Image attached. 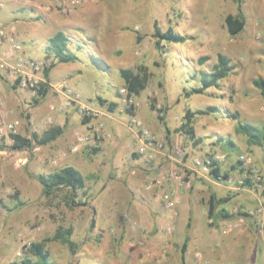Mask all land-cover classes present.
I'll use <instances>...</instances> for the list:
<instances>
[{"label": "rangeland", "instance_id": "374dc122", "mask_svg": "<svg viewBox=\"0 0 264 264\" xmlns=\"http://www.w3.org/2000/svg\"><path fill=\"white\" fill-rule=\"evenodd\" d=\"M92 2L99 3L102 7V11L95 12L100 16L93 21L84 18L77 11L83 3L72 7L69 0H29L27 3L23 0H10L3 8H0V16L1 19H7L11 7L15 9L24 7L27 11L23 16L27 15L29 19L32 18L39 21L40 25H45L34 41L23 39L24 50L33 58L43 56L50 58L44 55L42 41L49 26L51 30L57 27L71 30L69 33L76 35L72 36L73 41L83 44L82 50L79 51L80 59L75 61V64L66 65L60 73L76 74L77 71L74 68H78L84 96L91 95V100L93 99L103 110L108 111L107 104L102 105L98 97L116 103L112 111L123 104L118 90L126 84L120 71L129 69L147 75L145 87L136 95L140 106L145 103L147 108L152 110L139 116L144 121L158 124L163 122L162 119L170 112L171 117L173 116L177 122H182L183 107L192 109L206 108L209 105L217 107L209 114H196L195 128L202 132L199 143H196L198 146H210L211 143L207 144L208 141L215 140L214 145L221 153H224L225 144L223 146L222 142H226L225 140H231L234 146H241L242 136L245 135L235 130L237 119L229 116L231 113H235L242 122L254 125L264 123V94L253 83L258 78L264 80V0H240V2L235 0H94ZM237 13L243 16L244 26L237 34L230 35L225 24V16ZM37 16L40 18L37 19ZM123 21H125L124 27H119ZM101 22L104 26L100 29L102 40L100 42L98 39V43L101 45L99 49L102 57L106 58L105 68H101L99 61L91 56L92 53L94 54V48H97L95 41H82L81 34L77 35L73 29L68 28L74 25L84 26L87 30L85 34L91 35L95 33V28H98L99 24L101 26ZM154 22L161 30L172 27L175 31L186 35V40L183 42L162 40L157 46L156 38L153 36ZM218 54L225 55L232 65L228 76L219 80L217 86L206 88L203 93H192L187 96L185 91L199 85V73L210 71L217 61ZM156 103L161 105L162 118L153 112V106ZM116 116L118 119L122 118L121 115L116 114ZM82 126L85 127V125ZM117 130L119 135L127 138L129 142L135 141L133 131L127 127H119ZM156 131L166 134L164 128ZM107 137H105L107 139L105 149L89 155L91 158H97L96 162L101 160L97 172L98 181L92 183L91 178L87 180L84 188L78 190L74 196L73 202L69 197L65 200L61 193L50 200L40 195L26 198L17 209L0 206V264H12L11 257L20 247L22 240L27 237L31 239L32 244L42 242L49 251L51 260L56 264H182L183 243L186 245L183 253L184 264H207L205 261L226 264L223 261L226 256L224 251L216 247L211 249L213 241L219 237L217 222L220 223L221 220H225L226 223L231 222L223 217L215 221L214 216L212 219L215 222L211 224L207 222L209 195L215 191L213 184L209 181L201 182L197 187L191 188L185 198L186 212L180 215L179 209V215L173 221V230L170 233L165 231L166 225L172 220L163 215L157 223L154 236L151 237L147 230L151 217L145 213L146 208L154 207L161 210L163 204L160 201L154 203L153 199V204L147 203V194L150 195V193L143 186L149 168L145 173L143 171L138 173L139 167L133 165L129 173L125 175L123 172L126 165L125 151L121 146L114 155L107 154L106 149L114 140ZM6 141L10 146L9 141ZM99 144L85 145L98 147ZM17 158L22 156L17 154ZM111 160L114 163L118 162V169L114 170ZM91 161L86 158L83 168L86 165L89 166ZM75 167L84 174V169L82 171L79 167ZM148 167H151V164H148ZM113 174L118 177L114 175V182L112 185L109 184L112 192L107 200L104 197L105 189H99V180L105 181L107 176L111 178ZM37 184L40 186L38 181ZM104 185L105 182L103 187ZM65 189L64 191H67ZM62 201L64 205L61 204ZM107 201H110V204ZM106 204L108 207L111 206L107 208L108 210H106ZM233 204L235 202L232 199L223 206L227 209ZM81 206L92 207L91 210L94 211L92 216L98 222V230H86L87 226L80 230L72 225L70 229H64L67 234L54 237L58 222H63L61 219L65 217L62 216L64 212H69L72 216L75 214L77 217L80 215L78 211ZM233 207L234 205L229 212ZM231 214L237 217H248ZM252 220L255 222V219L252 218ZM234 222L238 223L237 226L242 224L237 220ZM255 224L257 229L264 231V216ZM128 228L135 229L137 233L133 230L132 235L128 236ZM64 236L72 241L71 246L65 242L67 240H62ZM29 253L30 249L25 251V254ZM191 256L194 257L193 263ZM226 262L227 264L241 263L234 254Z\"/></svg>", "mask_w": 264, "mask_h": 264}, {"label": "crops", "instance_id": "0c3cea01", "mask_svg": "<svg viewBox=\"0 0 264 264\" xmlns=\"http://www.w3.org/2000/svg\"><path fill=\"white\" fill-rule=\"evenodd\" d=\"M91 1V2H90ZM87 1V3H83L77 8V11L81 13V15L84 16L86 19H90V21L98 19L97 15L99 10L102 11V7L99 3L92 2L94 0ZM70 5L77 6V5ZM14 6V5H11ZM61 7V6H60ZM9 9V7H8ZM19 9H15L11 7L9 9V17L7 19H1L0 16V23L5 27V36L2 39L1 45H0V52L4 50L5 48L10 46L11 41H18L22 46V52L29 56L28 52H26L23 48V39L34 41L37 37V35H40V31L43 30L45 27L44 24L40 25V22L37 20H32V18H28L27 15L23 16L24 14L19 12ZM63 10V8H61ZM106 11V10H104ZM107 12V11H106ZM49 15V14H48ZM44 18V17H43ZM47 20L46 18H44ZM125 21L120 23L119 27H124ZM47 24V23H46ZM104 26V23L101 22L98 25V28H95V33H92L91 35L85 34L86 28L84 26H76L74 25L69 26L68 28L73 29L77 35H82V41L88 40L95 41L97 48H94V54L92 53L91 56L96 60L99 61L101 68H105L107 62L106 58L104 59L102 57V53H100V43H98V39L102 40V37L100 35V29ZM97 29V30H96ZM57 30L65 31L69 35V47L72 49V51L77 56V59L69 62H57L54 60L52 55L47 51L46 49V43L47 39L52 36ZM71 30H66V28L57 27L53 30H51V27L49 26V30L47 29V33L44 34L45 36L42 38L43 41V51L45 56H50L49 60L51 62V65L49 69L47 70V75L44 76V82L41 84L47 87V90L40 99L36 100L34 102V99L36 98L35 93H33L29 89H22L18 88L15 85L14 76L5 71L0 69V115L4 120L7 121H15L17 123V130L18 133L25 137H30L33 132L42 134L50 129H56L59 128L60 132L55 136V138L47 143L44 144H37L33 146L30 149H23V150H17L13 148L10 144V146L7 145L8 138L6 135L0 134V206L4 208V205L14 209L19 208L20 204L24 201L26 198H33L37 197L38 195L43 196L44 198H47V200L52 199L54 196H58L62 193V195L65 197V200L67 197H69V193L67 191H64V188L57 190L55 193L49 196H45L42 193V187L40 182L37 180V175L39 173H51L60 170L61 168L65 166H75L79 167L84 174H82L85 180V185L87 180H90L94 183L98 181V168L100 167L101 160L98 162L95 161L97 158H91L89 155L94 154L95 152H99L102 149H105V146L107 144V139H103L101 142H99V146L96 150L92 151V145H85V146H78L76 150H73V146L75 144V139L78 133H90L94 129H96L98 122L102 124L101 129L107 133V138H113L112 144L109 145V148L107 150V154L110 153L111 155H114L119 147H123L125 151L124 160H125V166L123 169L124 174L126 175L129 173V169L133 167V165L138 166V173L143 171L145 173L148 168V172L154 168L157 165V162L165 163L167 165L170 164L169 159L166 155H161L158 158H155L151 161H146L143 157L137 155L133 152L134 148V142H129L127 138H123V136L119 135V132L117 129L119 127H127L129 130H131L128 125L126 124L127 116H128V110L124 104L121 106L119 105L114 111H107L103 110L97 117L91 120H83L78 115L76 111L75 105H63V96L60 91L49 87V83L52 82H61L67 86L72 87L75 91L79 92L83 97L91 100V95H88L87 97L84 96V90H82V78L78 76V68L74 70L77 71L76 74H62L60 73L63 68H65L68 64H75L77 60H79V54L80 52L77 50L76 45L79 41H73L72 36H76L74 34H70ZM87 31V30H86ZM98 32V33H97ZM80 43V42H79ZM102 44V43H101ZM104 55V54H103ZM31 57V56H29ZM33 58V57H32ZM36 58H47L48 57H36ZM109 59V58H108ZM54 61V63H52ZM99 65V67H100ZM54 71V72H53ZM66 81V82H65ZM73 86H71V85ZM121 100V98H120ZM92 101L97 105V103L92 99ZM123 103V102H122ZM55 105V109L50 110L49 106ZM181 113L184 115L187 109L195 110L188 107H183ZM147 111H152L147 108V106L142 104L140 108L135 110V113L140 116L143 115L144 112L148 113ZM172 112V110H170ZM174 113V112H173ZM116 114L121 115V119H118ZM209 114V113H208ZM52 117L51 123H46L47 116ZM213 116V115H211ZM196 114L191 117L190 125L192 126V135L187 132L186 127L182 125V122H177L173 116L171 117V113H167L165 115V118L162 119L163 122H158V124H151V122H146L151 128L155 130H160L161 128L166 131V135L168 138L173 141L174 143L178 145L184 146L187 152L186 157V164L190 165L191 160L193 157H205L207 155L215 154V153H221L216 146L214 145L215 140L208 141L207 147L204 145H196V143H199L201 130H197L195 128L196 124ZM125 120V121H123ZM177 122V123H176ZM121 123L123 125H121ZM154 123V122H153ZM163 123V124H161ZM82 125H85L82 126ZM179 125V127H178ZM200 126V124H199ZM201 129V127H200ZM236 130V129H235ZM132 131V130H131ZM219 136V135H217ZM216 136V137H217ZM242 136V135H241ZM245 136H242V145L241 146H234L231 140H225L226 142H222L223 146L225 144V148L223 149L224 153L226 155V163L225 167L228 173L237 176L240 172V164L237 161V156L244 152L248 151L250 152L253 163L257 166L260 173L263 177V183L259 188L254 189H243L239 190L235 193H230L222 184H217L211 181L208 177L203 176H196L194 178L193 186L197 187L199 183L203 182H210L213 184L215 191H212L209 195V201L212 199V202L215 204V210L212 212V215L210 218L208 217V224H211L212 222H215L217 218L220 220L222 218V211L221 209L225 210L226 208L223 206L224 203L234 200L235 204L234 206H243L246 208H253L258 205L259 201L262 198V194L264 193V154L261 150V145L253 144L247 141V138ZM198 141V142H196ZM205 142V141H204ZM229 143V144H226ZM213 144V145H212ZM227 146V148H226ZM85 147V148H84ZM237 147V148H236ZM223 148V147H222ZM217 150V151H216ZM19 151V152H18ZM17 154L22 156L23 161L21 163H18L19 158H17ZM86 158H88L91 161V164L89 166L86 165L85 168H83V162L86 161ZM136 161V162H135ZM149 163H146V162ZM148 164H151V167H148ZM75 165V166H74ZM111 165L113 166L114 170L116 168L118 169V162L114 163V161L111 160ZM123 166V165H122ZM119 169H122L119 167ZM133 172V171H131ZM130 172V173H131ZM116 174H113L111 178L107 176L105 181L99 180L100 185L99 189L104 190V197L105 199H109L111 197L112 187L109 186V184L112 185V183L115 180ZM139 175V174H138ZM117 176V175H116ZM118 177V176H117ZM141 177V176H138ZM129 178H131L129 176ZM100 179V178H99ZM132 179V178H131ZM37 181L39 182L40 186L37 184ZM90 182V183H91ZM105 182V185L103 187V183ZM145 183V180H144ZM144 187V186H143ZM66 190V189H65ZM191 189L187 191H183L180 194V203H179V209H180V215L183 214L185 211L184 204L186 203L185 198H187V194ZM150 193L147 194V203L151 204L152 199L154 200V203L160 200H157L155 196L154 191H148ZM109 193V194H108ZM57 194V195H56ZM191 198V197H190ZM8 200L7 202L5 200ZM221 200L220 203H216V201ZM209 201H208V209H209ZM162 203V201H160ZM58 203V202H56ZM64 201L61 202V204ZM110 204V201L108 202ZM153 204V203H152ZM163 204V203H162ZM232 205V206H233ZM106 210L107 208L111 207L106 204ZM228 207L226 210L229 212V209L232 207ZM91 206H81L80 210L78 211L80 213L79 216L75 217V214L72 216L69 212H64L65 216L63 222H58L57 229H70L72 225H75V228L78 227L80 230H82L84 227L87 226L86 230H92L96 231L98 230V222L95 220V218L92 216V213H94L93 210H91ZM207 209V213H208ZM151 217V223H149L148 226V234L152 237L154 236V233L156 231L157 223L160 222V219L163 217V215L167 216L165 213V210L162 208L161 210L158 208L155 209L152 207L151 209L146 208V212ZM206 213V214H207ZM230 213V212H229ZM231 214V213H230ZM71 216V217H70ZM208 216V215H207ZM215 217V221H213L212 217ZM167 219L168 216H167ZM231 221L230 223H226L225 220H221V222H217V229H218V239L213 241L211 249H214L215 247L219 250L224 251V255H226L223 258V261L227 264V259L232 256V254L236 255L238 259L241 261L240 264H264V231H261L257 229L255 222L252 220V218L249 217H237L233 214H231V218H226ZM60 220V219H59ZM242 222L240 226H237V228L232 229L234 226H230V224L235 223L234 221ZM93 221V225H91ZM169 221V220H168ZM211 221V223H210ZM179 223V220H178ZM129 234L128 236L132 235L133 230L135 233L137 231L133 228L127 229ZM127 232V231H125ZM147 232V231H146ZM159 235V233L157 234ZM224 239V240H222ZM262 240V241H255V240ZM256 247V248H255ZM223 248V249H222ZM191 262H194V257L191 256Z\"/></svg>", "mask_w": 264, "mask_h": 264}, {"label": "built area", "instance_id": "2783aa9c", "mask_svg": "<svg viewBox=\"0 0 264 264\" xmlns=\"http://www.w3.org/2000/svg\"><path fill=\"white\" fill-rule=\"evenodd\" d=\"M10 0H0V8H3ZM29 2V0H23ZM87 0H69L72 5H78ZM5 36V27L0 23V45ZM51 62L47 58H32L22 52V46L18 41H11L10 46L0 52V69L11 73L14 76L15 85L18 88L29 89L36 93L40 85L45 81V71L49 69ZM49 87L61 92L63 105H75L76 111L81 119L91 120L97 117L103 110L92 100L83 97L72 87L61 82L49 83ZM121 101L129 108L126 124L133 131L135 141L133 152L143 157L146 161L154 160L161 155H166L170 164L157 162V165L147 173L144 188L154 191L157 200L162 201L166 215L172 220L166 225L165 231L170 233L174 228L173 221L179 215L180 194L189 190L193 186L196 176L208 177L217 184H222L230 193H235L243 189L259 188L263 183V177L257 166L253 163V158L248 151H244L237 156L240 164V172L234 176L226 170V155L215 153L205 157H193L191 164H186L187 152L184 146L171 141L165 133L157 132L140 118L135 110L140 106V102L135 94L131 93L126 86L118 90ZM50 110L55 109V105L49 106ZM153 109L158 117L162 115L161 105L156 103ZM46 123H51L52 117L47 116ZM185 122V118L182 123ZM97 128L90 133L78 134L75 139L73 150L85 144L97 145L102 138L107 136L98 124ZM18 133L17 123L7 121L0 115V134L6 135L10 144L13 139L12 134ZM18 150V149H17ZM264 154V143L261 145ZM22 162L23 158L16 160ZM217 169V172H214ZM231 213L241 216H248L255 219V222L262 220L264 216V193L258 205L253 208L234 206ZM238 223L230 226L236 227ZM32 245L29 237L24 238L20 247L16 250L10 262H15L22 257L25 251ZM207 264H218L205 261Z\"/></svg>", "mask_w": 264, "mask_h": 264}, {"label": "trees", "instance_id": "16d2710c", "mask_svg": "<svg viewBox=\"0 0 264 264\" xmlns=\"http://www.w3.org/2000/svg\"><path fill=\"white\" fill-rule=\"evenodd\" d=\"M235 1L240 2V0ZM25 11H27V8L24 7L19 10V12L23 14ZM36 18L38 19L40 16H37ZM225 24L229 34L235 35L243 29L244 18L240 13H237L236 15L227 14L225 16ZM153 36L156 38L155 44L157 46L162 40L166 42H183L187 38L186 35L175 31L172 27H168L166 30H161L155 22L153 23ZM69 42V35L65 31L57 30L47 39L46 49L57 62L73 61L77 59V56L69 47ZM76 47L77 50L80 51L82 50L83 44L78 42ZM201 60H203V58H201ZM52 63H54V61H52ZM231 68L232 65L230 64L229 59L223 54H218L217 61L212 69L210 71H202L199 73V85L193 87L191 90L185 91V94L188 96L192 93H203L206 88L217 86L219 80L228 76ZM47 70L45 71V75L48 73ZM120 73L126 84L125 86L131 93L138 95L145 87L147 82V75L145 73L133 72L129 69H121ZM253 83L260 89L261 93L264 94V80L262 78H258L255 79ZM46 90V86L40 85L35 93L36 98L34 99V102L44 96ZM97 99L102 105L106 103L109 111H112V107L116 104L111 101H106V99H102L101 97H98ZM216 108L217 107L215 106L209 105L206 108H198L195 110L187 109L184 114L185 122L182 123V125L186 127V129L188 128L187 132L192 135L193 131L192 126L190 125L191 117L195 114H208L211 111L216 110ZM127 110L129 111L130 109L127 108ZM229 116L237 119L236 131L245 135L247 141L257 145H262L264 143V123L261 125H254L249 122H242L237 118L235 113H231ZM159 118L162 117L160 116ZM59 132V128H54L42 134L33 132L30 137H25L19 133H15L11 135V138L13 139L11 146L18 150L30 149L37 144H44L53 140ZM96 149L97 147H93V151ZM214 172H217V169H214ZM37 180L41 184L43 195L49 196L59 189L66 188L69 193V199L72 202L78 190H82L85 186L83 175L73 166H65L60 170L51 173H39L37 175ZM220 202L221 200L216 201V203ZM214 210L215 204L211 199L209 201V209L207 213L209 218ZM220 211H222L221 216L223 218H231V214L226 209H221ZM91 225H93V221ZM64 233L67 234V231L64 229H57L54 237H61ZM62 238L63 241L67 240L65 242L69 243L70 246L72 245V241H70V239L65 236ZM185 246V243L181 246L182 264H184L183 253L185 251ZM29 249V254H24L19 261L13 262L12 264H56L51 260L50 253L42 242L33 243Z\"/></svg>", "mask_w": 264, "mask_h": 264}]
</instances>
